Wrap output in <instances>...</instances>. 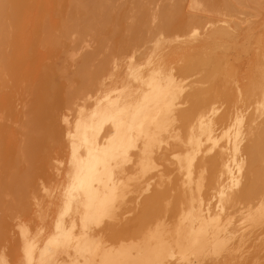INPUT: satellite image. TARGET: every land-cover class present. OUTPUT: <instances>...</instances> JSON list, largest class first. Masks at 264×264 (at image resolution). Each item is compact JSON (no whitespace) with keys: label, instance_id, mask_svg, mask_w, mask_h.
Returning <instances> with one entry per match:
<instances>
[{"label":"bare ground","instance_id":"obj_1","mask_svg":"<svg viewBox=\"0 0 264 264\" xmlns=\"http://www.w3.org/2000/svg\"><path fill=\"white\" fill-rule=\"evenodd\" d=\"M80 1L88 2L97 11L94 14L95 23L87 24L89 26L87 30L93 36L99 38L105 35V32L112 33L117 39L118 52H122V54L141 52L137 64L140 66L148 65L149 68L150 64L156 62L159 66L146 74L147 77L141 74L142 71L144 72V68L137 73L139 76L136 79L138 78L139 82L142 83V77L146 78L144 82L148 87V92L145 93L146 90L144 89L143 99L136 107L134 106L133 113L127 110L128 108L123 102H120V97L109 98V93L95 101L96 109L92 114L90 113L91 116L85 118L81 113L77 114L74 101L77 98L85 99L91 90H85L76 96L70 92L67 95H62L61 87L54 84L51 79L49 80V66L45 65L44 67L42 65L38 76L29 72L31 64L39 61L41 64L44 57H47L40 52L42 48L60 43L62 38L69 33L68 28L64 27L56 17L57 15L60 17V14L56 15V10L61 0H0V80L2 81L0 83V121L8 118L14 119L17 116L12 107L9 93L1 94L3 89L16 86L18 81H22L23 83L32 82L33 90L37 91L32 102L34 105L31 104L34 107L30 106V110L24 111L26 117L22 123L24 137L22 141L13 143L14 131L8 125L0 123V166L2 164L1 167L5 171L1 175H7V177L4 175L5 179L0 175V212L11 204V202L7 204L3 199V194L6 192L15 195L14 205L21 202L19 198L26 200L27 205L25 207L32 205L24 198L30 196L29 191L26 190L32 184L30 175L37 173V171L39 173V168L42 165L45 169L50 168L52 163L49 159L50 156L47 155L49 149L60 150L64 144V137L66 138L61 128L62 113L60 114V111L62 108H66L68 112L71 111L78 115L74 127H70L68 123L65 129L69 135L66 145H70L72 150L70 155L71 167L65 173L72 180V183L70 182L68 192L63 198L64 210L62 209L60 219L54 226L56 228L54 233H50L51 236L48 240L46 237L47 242L41 252L36 254L39 251L37 250L38 246L29 240L25 244V251H23L25 257L23 259L27 264H200L201 259L206 258L210 253H216L219 255V259L205 264H264V36L256 34L255 28L252 27L241 29L236 26L231 29L230 23L222 26L214 24L216 25L214 27V21L210 18L211 21L208 20L207 22L203 16L189 15L187 11L186 15L183 9L184 0H176L171 7L170 5L164 6L163 2V7L160 6L161 9L157 3L155 4V0H151L147 5L141 4L138 13L135 15L130 14L132 10L128 7L120 8L116 14H111L109 12L111 0ZM198 1L208 4L210 7L215 4L214 0ZM259 1L253 2L252 0L253 3L257 4ZM220 3L226 8L225 11L235 10V5L231 0H221ZM237 3H240V0ZM152 5L156 9L158 7V10L152 11ZM110 23H113V27L105 30L106 25ZM209 23L211 29L205 31ZM200 35L199 41L192 43L191 38ZM241 40H246L247 43L241 42ZM98 42L99 45H102L104 40L98 39ZM87 44L84 47L87 48L89 46ZM79 47L83 49V45H79ZM158 49L163 50L159 53ZM243 52H249L250 55L247 59L241 57ZM163 56H168L169 61L173 63H182L180 67L177 66L175 72L183 76L190 77L193 74L195 76L196 70L202 68L205 75L198 77L201 84L199 82H197L198 84L196 82L189 84L191 81L189 79V83H182L184 87L189 84L184 88L180 84V79L176 80L175 72H173L174 75H171L170 80L164 84L158 77L161 72L159 67L163 61ZM133 59L131 57V60ZM97 60L98 54L95 50L85 51L78 69L79 74L80 71L86 70L88 65ZM145 71L148 72V69ZM216 74L223 76L224 82L222 83L225 85L227 83V87L230 82L234 84L230 91H227L226 95L224 94V99L229 106L227 105L228 109L220 115L215 114L218 106L215 107L216 109L213 107L209 111H203L212 105L216 98L219 99L220 87L218 84L204 87L208 79ZM91 93L93 94V91ZM183 93H185V97L189 98L191 106L189 105V109L179 113V107H182V104L178 99L182 97ZM104 99L106 101L102 102ZM77 100L80 102L82 99ZM113 106L118 107L112 111ZM220 106L221 109L224 107L221 104ZM92 108L94 107L92 106ZM210 112L213 115H218V117L216 119L211 117ZM63 120V122L68 121L66 117ZM107 123L111 125H108V129H106L107 131L104 130V133L102 130L106 128ZM110 126H112V130ZM221 131L222 133H220ZM101 132L102 135H100ZM168 137L171 138L170 143L173 140L174 144L183 147L184 156L182 158L179 153H174V150L177 152V147L178 150L180 148V151L182 148L173 144L172 147L168 146L171 148L167 152L159 154L158 158L165 162L170 161L171 157L178 158L177 160L181 165V171H179L180 169L178 171L180 173L183 169L185 170L183 174L186 173L185 176L188 178L187 185L192 183L196 171L201 172L198 174L203 178V174L205 176V172L209 169L211 174L215 172L216 175L218 174L217 178L214 179L216 185L219 186V193L216 196L218 194L222 196L225 187L221 182L223 175L232 178L231 183L237 188L241 183L242 170L246 166V170H244L247 176L245 185L242 182L244 186L240 191L237 189L239 191L237 194L233 195L228 191L229 194L222 197L224 204L220 205L219 203V211H215L210 205L212 198L210 194L204 195L202 193L204 180L201 182L202 179H198L200 182L196 183L193 179L198 194L197 192L193 194V188L190 187L193 183L189 184L190 189L189 187L187 189L190 191L191 199L188 197L187 203H189V199L192 203L190 202L191 205H188L190 206L189 209L186 206L188 211H185V208H182L185 212L180 210V217L178 215L177 221H172L169 217L170 221L164 219V222H161L163 220L160 217L161 221L159 222V217L155 219V215L144 214L148 207H143L139 216L137 214V219H128L129 221L122 222L124 214L126 215L123 213L125 211L123 209L125 207L128 209L127 204L137 205L139 201L137 202L138 197H134L136 195L124 200L126 199L124 195L126 183L121 179L116 182L114 168L118 167L121 175L128 179L132 175L125 176L124 173L130 172L132 167L138 164V169H141V174L145 178V174L150 169L158 166L156 157L153 155L155 153L153 148L155 149L156 145L158 146L164 140H167L169 144ZM138 141H141L139 146H137ZM223 141L225 142L222 143ZM166 144L164 145L166 146ZM135 147H138L140 156L136 154L138 152L133 154L131 151ZM81 149L84 154H81ZM213 150L217 151L210 159H207L206 155ZM130 151L133 154L131 156ZM41 153L44 156H41ZM132 156L136 164L132 162L134 165L131 169L127 168L126 171L121 162L129 161ZM137 157H140L139 160L136 159ZM40 158L43 161L41 162L42 165L41 163L38 164ZM232 162L236 163L237 175L233 173ZM161 172L163 173V171ZM161 172H159L161 175H158L162 179L164 177ZM57 173L59 171L56 172V175ZM195 177L197 178V176ZM209 177L214 178L213 176ZM125 178L123 180L126 181ZM141 178L143 179V177ZM147 178L149 179V176ZM184 179L180 181L183 184L186 182ZM204 179L207 180L205 177ZM168 181H171L170 178ZM175 181L173 182L175 183ZM210 181L214 183L213 179ZM210 181L207 183L208 185L205 184L206 187L211 186ZM142 182H137L139 185L136 183L135 191H139ZM148 182L145 183L151 185ZM166 185L168 186V184ZM233 185L229 187L231 188ZM169 188L170 190L165 193L159 191L158 193L154 192V196L149 195L151 198L148 197L145 206L152 203L153 207L155 202L158 204L157 202L163 200L165 194L169 197V193L176 189ZM137 192L132 193L137 194ZM24 193L25 195H22ZM172 194L171 196L175 195ZM118 199L119 201L122 199L121 203L117 202ZM175 199L177 198L175 197ZM179 199L178 197L177 200ZM22 202L25 203L23 200ZM227 203L230 204L228 208H226ZM239 204H246V207L240 208ZM182 205L180 206L182 207ZM238 206L239 208L235 209ZM25 207H22L23 212L26 211ZM154 207L157 206L154 205ZM28 209H30L27 210L30 213L32 208L29 206ZM75 209L79 211L80 220L72 217L67 226L64 222V216L69 215ZM154 209H152L153 212H155ZM229 209H234L231 212L233 214L223 217V214ZM20 211H16L17 214ZM127 211L131 210L128 209L125 212ZM152 211H149L151 215ZM239 213H243L242 216L233 221V216ZM2 214H5L4 211ZM148 217H152L151 219L157 220V222L150 226L148 223L152 221ZM175 217L177 216H172L173 219ZM106 218L111 219V222L107 221L106 225L103 223L105 226L99 227ZM147 221L149 222L146 223ZM1 230L3 231L2 226ZM6 230L7 228L2 233L4 236L0 233V243H2V236L6 239L5 236H9L8 234L11 233L10 231L9 233L6 232ZM46 234L48 235V233ZM29 236L30 234L27 236V231L23 232L24 239H29ZM107 238L114 239L115 242L119 240L118 245L108 244ZM4 239L3 241H5ZM247 245L249 249L245 252L244 248ZM245 254L247 255L245 256ZM5 256H0V264H10V260L8 262Z\"/></svg>","mask_w":264,"mask_h":264},{"label":"rangeland","instance_id":"obj_2","mask_svg":"<svg viewBox=\"0 0 264 264\" xmlns=\"http://www.w3.org/2000/svg\"><path fill=\"white\" fill-rule=\"evenodd\" d=\"M41 1H44V0H41ZM150 1L151 0H111V6H110V9H109V12L111 14H116L120 8L128 7L130 10H132V11H130V14L135 15L136 13H138V10H139V7L141 6V4L147 5ZM165 1H166L167 5H166ZM168 1L167 0H160V1L159 0L158 1L155 0V4L157 3L158 7L160 8V6L163 7L162 3L164 2V4H163L164 6H169L170 5V7H171L172 4H174L176 0H173V1L170 0L169 2ZM214 1H215V4L210 7V5H208L206 3H203L202 1H198V0H184V2H183L184 13L186 14V11H187V14H189V15L190 14L191 15L194 14V15H198V16H203V18L207 19L206 20L207 22H208V20L210 18L214 22H217V23L213 22V25L217 24V26L227 25V24L230 23L229 25L232 26L231 29H234L236 26H238L241 29H248V28L252 27V28H255L254 30L256 31L255 32L256 34H258L259 36H262V37L264 36V30H263V28H264V0H260V1L258 0L259 4L253 3V2H255V0H253V2H252V0H240V3L242 2V4L237 3L238 0H231L232 3H234V5H235V7H234L235 10H233V11L232 10H226L225 11L226 8L224 7V5L222 3H220L221 0H214ZM189 2H190V5H189ZM192 2H193V4H192ZM154 7L155 6L152 5V7H151L152 11L158 10L157 6H156L157 9L154 8ZM210 8H211V10H210ZM96 12L97 11L94 10V7L92 5H90L88 2H84V1H80V0H61L60 5L57 7V10H56V15L60 14V17L58 15L56 17H57L58 21L64 27L68 28L69 33L67 34V36L62 38L60 43L49 45L46 48H42L40 50V52L42 54L46 55L47 57L46 58L44 57V60L42 61L41 64H39L40 61L31 64V69H30L29 72L32 75H34V76H38L40 74V72H41L42 65L44 67H45V65L49 66L50 67L49 68L50 69V71H49V77H50L49 80L51 79L54 84H56L57 86L61 87L62 95H67V93L70 92V94H73V95L76 96V95L84 92L85 90L93 91V94L90 91L89 95L85 99L77 98V99H82L81 101L79 100L80 102H77L78 101L77 99H75V101H74V107L76 108L77 114L81 113L85 118H87V116H91L93 111L96 109L97 105H96L95 101L100 100L101 98H103L104 94H109V93H110L109 94V98L112 97V99H114L115 97L116 98L120 97V102H123L126 105V107L128 108L127 110L129 112L133 113L134 112V106L136 107L137 104L143 99L142 96L144 95V91L146 90L145 93L148 92V90H147L148 87H147L146 83L144 82V80H146V78L144 79V77H142L143 78L142 83L139 82L137 80L138 78L136 79V77L139 76V74H137V73L140 70H143V68H144V72L142 71L141 74H142V76H146L147 77L146 74L150 73L152 70L157 69V66H159V64H156V62H153L152 64L149 65V68H148V65L140 66L139 64H137V60H138L139 54L141 52H132L133 55H132L131 52L129 54H127V53L122 54V52H118L117 46H116L117 45V39H116V36L113 35L112 33L105 32V35H103V36H101L99 38H96L95 36H93V34L87 30V28H89V26H87V24L95 23L94 22V17H95L94 14H96ZM209 21H211V20H209ZM112 25H113V23H110V24L106 25V29L105 30L111 29L113 27ZM213 25H212V28H213ZM207 26H209V27H207ZM207 26L205 28L207 30H205V31H208L209 29H211L210 23H209V25L207 24ZM214 27H216V25H214ZM200 37H201V35L198 36V37H195V38H191L192 43L193 42L197 43L199 41ZM98 39H103L104 43L102 45H99ZM241 42H246V40H244V41L241 40ZM86 44L89 45L87 48L84 47V45H86ZM79 45H83V49H81L79 47ZM94 50L98 54V60L93 62L92 64L88 65L87 69L84 70V71L83 70L80 71V74H79L78 69L80 67L82 56H83L84 52L85 51L86 52L87 51H94ZM162 50L163 49H158L157 51L160 53V52H162ZM165 51H166V49H165ZM248 53L249 52H243L241 54V57L243 59H247V57L250 55ZM131 57H133L134 59L131 60ZM164 58H166V59H164ZM171 65H173V66H171ZM181 65H182V63H180V64L173 63V62L169 61L168 56H163V61H161V65L159 67V70L161 72L158 74L159 75L158 77H159L160 81H162L164 84L166 82H168L170 80L171 75H174L173 72H175L176 69L178 67H180ZM169 66H171V67H169ZM147 69H148V72L145 71ZM135 72H136V74H134ZM176 73H178V72H175L174 76L176 77V80L180 79L179 81H181L180 84H181L182 87H184L183 86L184 84L182 85L183 82H186V83L188 82L189 83V81L191 80L189 84H195L194 82H196V83L199 82V78L202 77L200 75H203V76L205 75V72H204V70H202V68H198L196 70V73H195L196 75L195 76H194V74L190 75L191 78L189 76H183V75H180L179 73L178 74H176ZM222 77H223L222 75L216 74L213 77H210L208 79V82L204 85V87L205 86L210 87V86H212L214 84H218V86L220 87V92H219V97L218 98L220 100L219 99L217 100V98H216L214 100L213 104H212L213 106L209 105L210 107L208 106L206 109H203V111H209L210 108H213V107L215 108V107L218 106L217 109L215 108L217 110V113H215V114L220 115V114H222V112H225V110L228 109L229 105L226 102V100L224 99V94L226 95V92L230 91V89L232 88V86H234V84H231L232 82H230L228 84V87H227V83H226V85L224 83H222V82H224V78H222ZM195 79H197V80H195ZM192 80H194V81L192 82ZM217 80H218V82H217ZM219 80H221V81L219 82ZM1 82L2 81L0 80V83ZM186 83H185V85H186ZM189 84H187V85H189ZM199 84H201V83L199 82ZM187 85H186V87H187ZM101 86H103V87H101ZM139 86H140L141 89L139 88ZM142 86H143V88H142ZM32 87H33V83L32 82H30V83L29 82L28 83L24 82L23 83L22 81H20V82L18 81L16 86H13V87H10V88H5V89H3L1 91V94L9 93L10 100L12 102V107L14 109V112H16V114H17V116L14 119H10V118L7 117L8 119H3V120L0 121V123H4V124L8 125L14 131L13 132V137H12L13 143L17 142V141H20V140L22 141L24 139V137H23V128H22V123H23V121L25 120V117H26L24 111L25 110L26 111L30 110V108H31L30 106L34 105V104H32V102H33V100H34V98L36 97V94H37V91L33 90ZM186 87H184V88H186ZM227 88H228V90H227ZM136 90H137V92H136ZM91 94L93 95V97L91 96ZM111 94H113V95H111ZM184 94L185 93H183L182 97L178 99V101H180L181 104H182V107L181 106L179 107V113L180 112L182 113V112L186 111L191 106V102H190L189 98L185 97ZM101 95H102V97H101ZM129 95L132 96V97H130ZM105 101L106 100L104 99L102 102H105ZM215 101L217 102V104H215L216 103ZM188 102H189V104H188ZM220 104L222 105V107L224 106L222 109H221ZM224 104H226V105H224ZM184 105H185V107H184ZM92 106L94 108L91 109ZM33 107L34 106H32V108ZM84 107L85 108L87 107V108L85 109ZM89 107H90V109H89ZM117 107L118 106H113L111 110L113 111ZM77 108H79V110H77ZM4 112H7V111L4 110ZM71 113L72 112L71 111L68 112V110H66V108H62V111H60V114H61V128L63 129L64 134L66 136V138L64 137V144L65 145L63 144L60 150L59 149L56 150V148H50L49 149V152H48L47 155L50 156L49 159H50V161L52 163L50 168L45 169L44 165H42V163H41L43 161L40 158L39 162H38L39 165H40V163L42 165L39 168V173L40 174L37 171V173H35V174L32 173L33 175H30L31 180H32V182H31L32 184H30V186L31 185L32 186L31 187L29 186V189L26 188L27 192L29 191L28 194L30 196H25L24 198L27 199V202L31 203L32 205H28V206L25 207V205H27V203H26V200H24L23 198H19V200L21 201V202H19V204H21V205H19V204L16 205L17 203L14 205V203L16 201L15 195L13 193L11 194L9 192H6L5 194H3L4 201L7 204H9V202H11V204L8 205L9 207L3 209L5 214H2L3 211L0 212V218H1L0 221H2L0 223L1 224L0 225V233H1V235L4 236V234H2V233H4L3 231L6 228H7L6 232L8 231V233H9V231H10L11 233L8 234L9 236H5L6 239H4V237L2 236V239H1L2 243H0L1 244L0 245V256L1 255L5 256V254H6L5 257L8 260V262L10 260V264H25V263L27 264L25 259H23L25 257V252H23V251H25V244L29 240H30V242H32V244H34V245L37 244V246H38L37 250H39V251H37L36 254H39L41 252L42 248L44 247V244L47 242V240L51 236V234L54 233V231L56 229L54 226H56V224L59 221L60 216H61V214H62V212L64 210V205L62 204L63 203V198H64V195L66 194V192H68L69 186L72 183V180L68 177L67 173H65L71 167V163H72L71 157H70L71 151H72L71 150V146L70 145H66L67 144L66 141L68 142V140H69L68 139L69 135L67 134V132H65V129L67 128L68 123H69L70 127H74V124L78 120L77 119L78 115L76 113H74V112L72 114ZM209 114H210L211 117H213L215 119H216V117H218V115H215V114L213 115L212 112H210ZM64 117H66V119L69 122L66 121V120H65L66 122H63L64 121L63 120ZM109 124L110 123H107L105 125L106 128L103 129L102 132H104V130L108 129V127H109L108 125ZM110 128L112 130V126H110ZM102 132H101L100 135L103 134ZM220 133H222V131ZM163 134H165V133H163ZM166 135L169 136V134H166ZM163 136H165V135H163ZM170 139L171 138L168 137L169 144H168L167 140H166L167 142L164 140V142L162 141L161 143H159L162 146V147L160 146L161 148L159 147V144H158V146L156 145L155 149L153 148V152L155 151V153H153V155L156 157V161H157V165L158 166L157 167L155 166L156 170H155L154 167L152 169H150L145 174V178L141 174V169L140 168L138 169V164L136 166L132 167L134 164H136L133 161V158L135 157V155H134V157L132 156V158H130L129 161H125L126 163L125 162H121V165H123V167L126 169V171H127V168L131 169V167H132V170H130V172L128 171V172L124 173L125 176L132 175V177L129 176V178L127 179V177L125 178V177H123V175H121L120 170L118 169V167L114 168V174H115V177H116V179H115L116 182H118V180L120 181V179H121V181H124L126 183L125 184V190H124V192L126 193V194L124 193L126 199H124V200H127V198L130 199L131 196L136 195L134 197H138V200L137 199L136 200H137V202L139 201L138 202L139 204H137V205L134 204L135 206L131 205L132 203H129L130 205L127 204L128 205V209L131 210V211L125 212L126 210H128L126 207H125V209H123V210H125V211H123V213H126V215L124 214L122 222L123 221L125 222V221H129V220L137 219V217L139 216V214H140L141 210L143 209V207H148V210L145 211L144 214L147 213V215H149V216H154V215L156 216L157 215L156 217L154 216V218L158 219L157 217H159V219H158L159 222L161 221L160 217H162V220H163L161 222H164V219H167L165 221H170V218L172 219V221L173 220L177 221L179 212H181L180 210H182V208L183 209L185 208L184 210L188 211V209H189L188 207H190L188 205H191L190 204L191 197H190V191H189L190 187H191V189L193 188V194H195V192H197L196 191L197 189H195L196 186L194 187V184L196 185V183L200 182L198 179H202L201 182L203 180L205 181L204 177L206 179L209 176H211V177L213 176L214 177V178H210L209 177L210 179L208 178L205 182L203 181L202 193L204 195L206 193L210 194V196L212 197L211 200H210L211 201L210 205L213 208V210L215 209V211H217V210L219 211L218 207L220 205L224 204L223 200H222V199H224V198H222V197H224V195L226 197L229 193H231L233 195L237 194V193H239V191L245 185V183L247 181L246 172L244 171V170H246L245 169L246 166H244V168L242 170L244 173L242 172V176H240L241 177L240 185L241 184L242 185L241 186L239 185L237 188H235L236 186L231 183L232 178H230L228 175H223L224 176L223 178L221 177L222 178L221 182H223V187L225 186L223 188L224 191L222 189V191L224 192V195H222V196H221V194L220 195L218 194V196H216L217 193H219V186L216 185L217 183L214 181V179L217 178L216 176L218 174L216 175V172L214 174H211L209 172L211 170H209V169L205 172V176L203 174V178L199 175L201 172H199V171L197 172L196 171L194 173V176H193L192 181H191L193 184L189 183L190 185L192 184L189 187L188 186L189 184L188 185L186 184L188 182V180H187L188 178H187V176H185L186 173L183 174V171L185 172V170L183 169V171L179 173V171H181V167H180L181 165H180V163L177 160L178 158L171 157L170 158L171 162L169 160L167 162H165L163 160L161 161V159L158 158L160 156L159 154L167 152L172 147V145L174 144L173 140H171V143H170ZM225 141H223L222 143H224ZM165 143H167L166 146L164 145ZM139 144L141 145V141L137 142V146H139ZM174 145L181 146L179 144H174ZM168 146H171V147L168 148ZM181 148H182L181 149L182 152L180 151V148L178 150V147H177L176 148L177 152H175V150H174V153H176V154L179 153V155L183 158V156H184L183 154L185 152H184L182 146H181ZM138 150H139L138 147H135V148H132L131 151L133 152V154H134V152H138L136 154H138V156H140V153H139ZM42 151L43 150L41 149V152ZM80 151H82V149ZM131 151H130V156L133 155V154H131L132 153ZM157 151H159V152H157ZM216 151L217 150L210 151V153L206 155V158L210 159L215 154ZM42 153H41V156H44ZM81 154H84V152L82 151ZM58 157H59V159H58ZM139 158L140 157H137L136 159L139 160ZM47 161H49V160L47 159ZM58 161H60V162H58ZM0 163H1V161H0ZM137 163H138V161H137ZM176 163H177V165H176ZM232 163L233 164H231V165L233 166L232 168L234 170L233 173L237 175L238 173H236V172H238V171L236 169L237 167H235L236 163H234V162H232ZM38 164H37V167L39 166ZM55 164L60 167V168L58 167V171H59V173L61 172L62 174L61 173L60 174L57 173V175H56V172H58V171H57V166ZM1 166H2V164H1ZM1 166H0V175H1V173L3 174V172L5 173L4 169ZM55 166H56V168H55ZM159 166H161V167H159ZM52 167L55 168V169H53ZM157 168H158V170H157ZM41 169H43V170H41ZM60 169H61V171H60ZM136 169H138V170H136ZM153 170H154V172H153ZM151 171H152L153 175H152ZM161 171H163V173ZM159 172H161L163 174L164 178H162V179L159 178V175H161V174H159ZM178 173H179V175L180 174H182V175L179 176ZM149 174L152 175V177H150ZM4 175H6V174H4ZM4 175H1V176L4 177ZM47 176H49V177H47ZM65 176H67V177H65ZM120 176H122L123 178L120 177ZM148 176H149V179H150L151 183L148 182L149 181V179L147 178ZM195 176H197V178ZM206 176H208V177H206ZM5 177H7V175ZM5 177H4V179H5ZM34 177H35V179H34ZM141 177H143V179ZM124 178L127 179V180L126 181L123 180ZM136 178L137 179L139 178L138 179L139 181ZM146 178H147V180H145ZM169 178L171 180V181H168V182L171 183L170 186H169L170 183L167 182V180H169ZM129 179H131V180H129ZM140 179H142V180H140ZM183 179H184V181H186L184 184L187 185V186H185L183 184V182H180ZM193 179H195L196 183L193 182L194 181ZM212 179H213L214 183L212 181H210ZM151 180H153L154 182L151 181ZM175 180H177V181H175ZM173 181H175V183L178 182L181 185L176 183V185H175L176 187L175 186L172 187L175 184ZM209 181L212 184H211L210 187L209 186L206 187L208 185L207 183ZM137 182H142L143 183V184L141 183L142 184V187H140V188H142L141 191H140V188H139L140 193H139V191L138 192L135 191V188L137 187V185H139ZM145 182L146 183L148 182V184H151V185H147ZM233 182H234V180H233ZM242 182L244 183V185H243ZM136 183H137V185H136ZM163 184H164L163 187H165L166 189H164L162 187ZM166 184H168V186ZM182 184H183V186H182ZM205 184H207V185H205ZM231 185L234 186L233 189H232L233 186L231 188L229 187ZM184 186H185V188H184ZM169 187L174 188V189L176 188L175 190L177 191V193L179 192L178 195H177V193L175 194L176 191L174 190L175 192L173 191L172 193L175 194V195H173L172 193H169V192L168 193L170 194V196H171V194L173 196H171V197L169 196L168 197V196H165L166 194L164 195L165 198L163 197V200L167 199L166 201L162 200L160 202H157L158 204H156V202H155L154 205L157 206V207H154V205H153V207L155 209L152 207V205H151L152 203L151 204H147V206H145L148 197H150L149 195L154 196L153 193L154 192L158 193L159 191L165 193L168 190H170ZM187 187H189V189H187ZM183 188H184L185 191L183 190ZM228 188H230L232 190H230V189L228 190ZM145 189L148 190V191H146ZM225 189H226V191H225ZM36 190H37V192H36ZM143 190H145V191H143ZM183 191L185 192L187 199L185 198V194H184ZM228 191H229V193H228ZM27 192H26V195H28ZM132 192H137V194H134ZM128 193H129V195H127ZM197 194H198V192H197ZM197 194H196V197H197ZM22 195H25V193L22 194ZM52 195L54 196V199H53ZM38 196L40 197V199H39ZM56 196H57V198H56ZM139 196H141V197H139ZM177 196L180 198L179 200H177L178 199ZM29 197H30V199H29ZM175 197L177 199H175ZM188 197L190 198L189 199V203H187L188 202ZM219 197L221 198L220 200H219ZM169 198H171V199H169ZM31 199H32V201H31ZM22 200L25 201V203L22 202ZM120 201H122V199H120ZM120 201L118 199L117 202L121 203ZM176 201H177V204H176ZM161 202H162V204H161ZM52 203H54V204H52ZM163 203H164V205H163ZM219 203H220V205H219ZM12 204H13V207H12ZM50 204H52V205H50ZM159 204H161L162 206L159 205ZM181 204H183V205L186 204V205L185 206L182 205V207H181L180 206ZM229 205L230 204L227 203L226 208H228ZM241 205L242 206L244 205V206L242 207ZM241 205H240V208H245L246 207V204H241ZM29 206H30V208H32L30 213L28 212L30 210V209H28ZM186 206H187L188 209H186ZM22 207L26 208V211H24L25 214L23 212L24 209ZM132 207L135 208V210H133ZM149 207L154 209L155 212H153L152 209H150ZM237 208H239V206L236 207L235 209H237ZM157 210L158 211L160 210V212H159L160 214L158 213ZM184 210H182V211H184ZM9 211H10V213H9ZM16 211L17 212L20 211L19 214H17ZM149 211L153 212L152 215L150 214L151 212L149 213ZM164 211H166V212H164ZM233 211H234V209L233 210L229 209L228 211H226L223 214V217L225 215H227V216L230 215L231 212H233ZM76 212H77L78 216H76L77 215ZM128 212L131 213L132 215L129 214ZM137 214H138V216H137ZM175 214H177V215H175ZM242 214L239 213V214H236V216H233L234 217L233 221L238 220L242 216ZM10 216H11V218H10ZM172 216H177V217H175L176 219L175 218L173 219ZM72 217H76V219L80 218L78 209H75L72 213H69V215L64 216V222H65V224L67 226L69 225L70 219H72ZM179 217H180V215H179ZM151 218H149V219L152 222L148 223L150 220L146 222V223L150 224V226H151V224L154 225L157 222V220H154V219H151ZM107 219H109V218L104 219L103 220L104 222H102L99 225V227H103L108 222L109 223L111 222V219H109V220H107ZM105 220H106V222H105ZM103 223H105V225H103ZM1 226L3 228V231L1 230ZM96 227H98V226H96ZM25 228L26 229L28 228V229L26 230ZM24 231H27V236L30 234V236L28 237L29 239H24V237H23V232ZM46 233H48V235ZM42 237H44V238H42ZM46 237H47V240H46ZM3 239L5 241H3ZM42 239H43L44 242L42 241ZM118 241L119 240H116V242H117L116 243L114 239H108L107 238L108 244L114 243V245H118ZM247 247H248V245L244 248L245 252H247V250L249 249ZM212 255H214V256H212ZM246 255L247 254H245V256ZM207 257L204 258V259H201L200 260V264H205V263H208V262L210 263V262H213V261L217 260V258L219 259V255H217L216 253H210L209 256H207ZM8 258H11V259H8Z\"/></svg>","mask_w":264,"mask_h":264}]
</instances>
